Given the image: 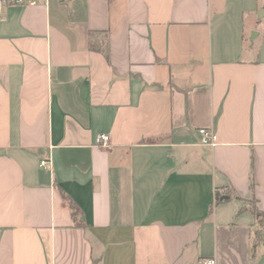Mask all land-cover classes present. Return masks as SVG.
Masks as SVG:
<instances>
[{
  "label": "crops",
  "instance_id": "0c3cea01",
  "mask_svg": "<svg viewBox=\"0 0 264 264\" xmlns=\"http://www.w3.org/2000/svg\"><path fill=\"white\" fill-rule=\"evenodd\" d=\"M252 209L264 0L0 4V264H264Z\"/></svg>",
  "mask_w": 264,
  "mask_h": 264
},
{
  "label": "built area",
  "instance_id": "2783aa9c",
  "mask_svg": "<svg viewBox=\"0 0 264 264\" xmlns=\"http://www.w3.org/2000/svg\"><path fill=\"white\" fill-rule=\"evenodd\" d=\"M38 0H0V4H17V5H26V4H36ZM198 132L200 134V142L204 145H215V134L208 128H199ZM110 135L108 133H100L95 137V144L101 147H107L109 145ZM49 162L41 159L39 161V167L46 169L48 168ZM201 264H215V259L203 258L199 261Z\"/></svg>",
  "mask_w": 264,
  "mask_h": 264
},
{
  "label": "trees",
  "instance_id": "16d2710c",
  "mask_svg": "<svg viewBox=\"0 0 264 264\" xmlns=\"http://www.w3.org/2000/svg\"><path fill=\"white\" fill-rule=\"evenodd\" d=\"M225 200V197L223 196V194H218L216 196V201L217 202H221V201H224ZM71 205V211H72V214H73V219H75L78 222L77 220V207L73 204V203H70ZM255 213L256 216H263L264 215V211H256L255 209H252ZM263 237H257V239L255 240L254 244L252 247H255L257 244H259L261 241H263Z\"/></svg>",
  "mask_w": 264,
  "mask_h": 264
}]
</instances>
